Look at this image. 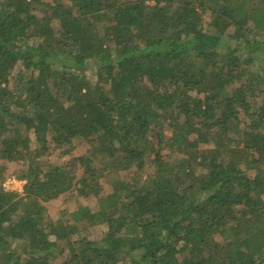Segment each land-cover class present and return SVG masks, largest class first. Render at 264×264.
<instances>
[{"label": "trees", "instance_id": "16d2710c", "mask_svg": "<svg viewBox=\"0 0 264 264\" xmlns=\"http://www.w3.org/2000/svg\"><path fill=\"white\" fill-rule=\"evenodd\" d=\"M262 59L264 0H0V160H27L23 194L0 186V264H264ZM48 137L90 143L79 178L44 168ZM131 169L46 222L73 180L94 196ZM87 224L107 228L73 238Z\"/></svg>", "mask_w": 264, "mask_h": 264}, {"label": "rangeland", "instance_id": "374dc122", "mask_svg": "<svg viewBox=\"0 0 264 264\" xmlns=\"http://www.w3.org/2000/svg\"><path fill=\"white\" fill-rule=\"evenodd\" d=\"M147 2L153 3V0H147ZM204 16V18H206L207 14H204ZM260 64H264L263 59ZM249 69H251V71H258V66L249 65ZM87 73H89L93 80L96 79L93 74V71H88ZM232 88L233 85L229 89L232 90ZM241 114V117L243 118V123L241 126H244L245 122L249 121V117L245 116L244 113ZM28 134L32 139L29 148L32 151H28L30 155L34 154V150L37 151V147L40 146V144L35 140V135L32 130H30ZM41 145H46L48 147L46 154L43 153L42 157V164L44 168H50L56 165H66L68 168H71V171L74 174H76V178H79V176H81L84 167L80 165V162L77 160V157L88 155L90 153V143H88L84 139H74L72 143L63 146L64 144H58L57 142L52 141V139L48 137L47 140L44 141V143H41ZM166 151L168 150H163L164 153ZM2 164L3 166H5L6 170L3 171V176L0 177V186L3 187L5 190H15L23 194L26 179H22L20 177V173L26 169L27 160H25V158L17 159L13 162L0 160V165ZM93 167H100L99 163L94 162ZM147 168L151 170L150 167ZM247 172L251 176L254 175V170L252 169H248ZM103 173L105 174V171ZM146 174V172H142L139 176L137 171L131 169L118 172L114 177H112L111 174L103 177L101 176L98 181L99 194L94 196H92V194H90L89 196L80 195L75 188V180H73V184L69 189L59 194L57 197L52 198L47 202H44V205L46 206V222L49 223L55 220L67 221L70 217V213L79 208H90L92 210H97V198L108 196L109 194H111L114 188V182H116L114 180L115 177H118L119 180L122 179L128 181L131 183L132 186H134V184L139 183L141 179L146 176ZM262 198L264 200V193L262 194ZM106 228L107 227L105 224H87L80 231V234L73 235V238L85 235L90 239H100L101 236L104 234ZM50 237L54 238L52 235H50ZM65 252H67V250ZM65 256L66 253L61 255L58 260L62 261Z\"/></svg>", "mask_w": 264, "mask_h": 264}]
</instances>
